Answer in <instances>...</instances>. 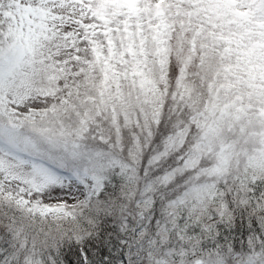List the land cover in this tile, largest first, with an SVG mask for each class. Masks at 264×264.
Returning a JSON list of instances; mask_svg holds the SVG:
<instances>
[{
	"label": "snow or ice",
	"instance_id": "snow-or-ice-1",
	"mask_svg": "<svg viewBox=\"0 0 264 264\" xmlns=\"http://www.w3.org/2000/svg\"><path fill=\"white\" fill-rule=\"evenodd\" d=\"M0 264H264V0H0Z\"/></svg>",
	"mask_w": 264,
	"mask_h": 264
}]
</instances>
